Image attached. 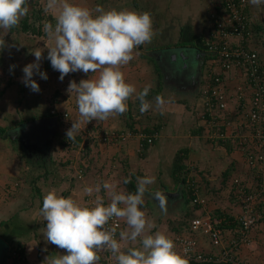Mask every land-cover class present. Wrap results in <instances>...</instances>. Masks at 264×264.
Here are the masks:
<instances>
[{
  "label": "crops",
  "instance_id": "crops-1",
  "mask_svg": "<svg viewBox=\"0 0 264 264\" xmlns=\"http://www.w3.org/2000/svg\"><path fill=\"white\" fill-rule=\"evenodd\" d=\"M82 1L83 4L81 6L94 9V7H96L97 5L101 6L100 2L103 0ZM218 1L219 0H180L175 5L174 3L173 5H168L166 7V11L160 9L156 13L153 7L154 5H159L160 0H116V2L114 3V8L120 5L122 10H134L141 13L145 11L149 12L151 17L154 18V21L152 20L153 33L155 34L156 31L157 33L159 32V35H153L151 42L141 44L137 47L140 52H137V54L135 53V51L133 52L134 59L131 60L127 65H124V70L121 67V70H123L125 74L126 80L129 78V75L132 79H135L137 81L140 79L142 80L140 73L147 70L146 65H149L152 60L157 57L158 53L171 54L174 56L173 58L177 60L179 56V54L177 56V48L183 49L184 51H187L188 49H196L195 51L197 52L195 53V55L198 58L199 67L202 69V74L200 77L201 87L199 88V85L197 84L198 87L196 94L195 91L193 93L187 94L192 95V97H189L191 98V100H189L188 96L185 99H182L181 96L183 95H178L177 89H172L170 92H166L165 97H163L165 100V104L162 108H159L157 110L158 115L154 116L153 114L148 115L146 112L141 113L139 110V99L136 100V103L132 104L130 98L127 101V115L125 117L121 115L119 117H115V119L113 116H111L108 119L103 120V123L106 124L105 127L116 128L118 131H127L132 130V126H135L138 128V130H140L139 127H142V129H153L155 125L162 124V136L159 140H157V143L155 144L142 145L139 137L136 136L135 130L133 131L132 136L128 139L127 142H121L118 144L110 143L108 145L102 143V149L104 150V152H101V156L105 157L107 162H109L110 160L113 161V163L119 162L118 166L123 160V156L129 159V165L132 164V159H135L137 162V166H140L139 168H137L136 172H131V170H129L130 168L124 169V177L120 180V182H117L119 191L126 192V190L124 189L125 179L143 177L146 175L155 177V180L157 178V181L148 186L147 192H149V190L152 191L153 188L158 191L161 189V186H163V184H160V181L162 179L159 177L162 174V168L163 176L165 175L164 169L165 167L167 168V166L164 165V161L162 164L160 162L161 160H163V158L166 157L165 154L168 149L166 148L168 142L165 141L163 137L165 135H168L170 136L168 137L170 138V140L172 138L173 140L177 138L178 145L175 147L173 152H168L170 154H168L167 156H169L170 159H172V161L174 162L175 158L183 155V157L186 159L187 165L192 168L191 175H194V173H196L197 175L202 176L207 180V184H205L201 180L204 183V185L201 184L203 187L202 193L206 197L210 195V205L214 207L212 210H209L208 206H206V209L211 213V215H217L215 219L226 218L224 215L227 212L226 210L228 209L232 208L233 210L231 209V211L233 212L238 210L234 205L236 200L233 194H230V192L232 191V179L230 180L229 187L221 191L223 180V177L221 175L222 172L226 168H230L231 175L233 174L231 178L241 177L250 184L255 183L256 175L255 170L247 165V154L243 151V148H246V146H241L237 141L233 142L230 139L228 140L221 137V134L229 136L237 134L238 139H241L243 136H247L251 132V128L247 124L246 120L238 112V102L235 97H231L228 101L230 109L225 111H217L214 114V118L212 116L208 118L206 117L207 115H203V108L201 106L200 100V102L197 100L198 103L195 109H190V107L193 106V102L196 101L195 99H197V97L199 99L200 91L205 84V80H207L209 59L206 56L207 52H205V50L207 51V41L210 37V15L211 12H213L218 7ZM80 2L81 0L79 1V3ZM84 2L88 3V5H84ZM134 2H136V4H133ZM90 3L96 4L95 6H91ZM145 3H151L153 5H149L150 7H145ZM248 12L251 17L254 31L253 37H251V39L249 40V46L258 51L264 65V41L259 40L261 35L264 39V4L255 6L249 3ZM156 14H159L161 16L159 23ZM165 14L167 16L165 20H163L162 18L165 16ZM52 17L55 19L53 15ZM160 26L162 28H160ZM165 34H167V37L165 36ZM149 52H151L152 54H148ZM47 54L48 53L44 54V57ZM44 61H47V65L51 64L48 58H45ZM177 61L179 62V60ZM182 65H184L183 61ZM16 77L17 83L15 84L20 87L19 93L25 95V98L28 97V95L33 98L31 100H28L27 98V100L25 98H18V100L16 99L15 102L18 103V106L19 104H21V101L24 100H26L25 102L36 101L37 103H39V91L34 92L30 88L25 86V84L22 82L24 75L19 74ZM88 78H92V76H89ZM229 78H232V75H230ZM152 83L155 84V82ZM236 84L237 82L233 79H230L228 81V86L231 87V90L233 91L235 90ZM21 87H23L22 91ZM25 87L27 89L26 91ZM170 87H173V84L169 82V88ZM11 91L14 92L13 88ZM11 91H7L5 88H0V93L3 92L4 95H6V98L11 93ZM132 97H134V94ZM151 98L152 95H148L146 99L151 100ZM7 99L9 101L14 100L10 95ZM184 101H187L191 106L188 107L187 102L185 104ZM39 107H37L35 110L38 111L40 109ZM75 109H73L72 112L69 109H64V112H70L68 113V120L70 118V114L74 117L76 115L79 116L78 109ZM30 110L31 109H28L27 107L21 109L19 113L21 115L20 120L14 119V121H8L3 113L0 115L1 119L3 120V125L1 124L2 120L0 121V127L5 128L8 134V137L1 136L0 141L7 142L9 139H11V133L13 132V130L19 125L23 124L20 122L22 119L28 118V120H31L47 115H52L50 114V110H56V108H50V110L47 109L48 111L45 110L44 114L42 115H35L33 111ZM189 111L191 112L190 115L188 114ZM180 112H183V119H185L186 115H188V117L187 119H185V121L182 120L180 123H177L179 121L177 117L179 116L178 114ZM63 113L61 114L63 115ZM34 116H36V118H34ZM139 116L140 120H137L136 117ZM162 116L164 117V119L162 118ZM110 121L112 122L111 126ZM85 123L86 122H83L82 124ZM175 125L176 130L174 129ZM81 128L83 129L82 126ZM173 140H171V142ZM13 142L18 146L19 150L16 146L13 148L14 144H11L7 146V154L2 149L0 151V264H11V260H9L8 257L9 246L11 245V242H18L27 250V261L25 264H43L48 256L63 255L66 254V250L58 248L56 245L49 243L45 239L44 232L46 231V221L44 220L40 212L42 206L40 198L43 199L49 191L56 190L64 197L71 196L73 199L84 204L86 197L89 196L84 191V189L88 186L87 184H89L88 182L90 181V179L94 178L96 181H99L93 182L95 183V185L100 182L102 185L104 181L108 180L109 176L106 175V177H104L103 174L102 178H100L101 176L98 178V175L93 174V164L91 163L92 161L88 156L89 154H87L91 151L90 148L88 152L87 150H85L82 155L79 156V154L82 152V144H84L82 140V142L78 145V147H76V149L73 148L72 153L74 154L75 158L78 157L77 160H75V158L68 159L66 162V167H64L65 170L66 168H70L69 170H67L66 182L61 181V173L55 172L58 179L57 181L59 182L58 184L60 185V189H56L55 182H53V180L51 181V179H53L52 177H54L55 175L53 174V176L51 177L50 174L49 176L45 174L47 176L42 177L43 171L42 164L40 163L41 160H39L37 163L31 158L34 152H30L29 154H27L23 149V146L17 139H13ZM184 143H186L187 145H185ZM237 144L240 146V148L236 147L238 146ZM51 151L53 154L54 148L52 144ZM25 155H27L28 158ZM11 156L15 157V159H19L21 162H23V165H18V161L14 162L15 164H13V162L11 161L10 163H8ZM48 156H50L51 159V155ZM161 156H163V158ZM43 158L45 159V157ZM50 159L49 157H46L45 164H47V160L50 161ZM166 160L167 159H165V161ZM167 161L169 162V160ZM182 162H184V160ZM86 166L89 168L87 176L82 180H78L75 177V171L79 167ZM11 167L17 169V171L19 172V176L15 178L12 183L9 181ZM46 169L48 168L46 167ZM127 170L129 171V173L127 172ZM172 171L173 169L169 164L168 172L170 175H167L168 172L166 171V176L168 179L165 180V186L170 185V191H177L181 183L183 182L179 179L175 180L173 175H171ZM50 172H52L51 169ZM21 174H25L26 177H21ZM41 178L44 179L43 186L41 184ZM170 180L172 181V183ZM209 180L213 181L211 182ZM50 181L53 183H51ZM67 183H73L75 186L79 187H77L76 190L69 189ZM215 183L217 184L214 185ZM31 185L33 186V193H35V191L39 187L40 191H44L45 193L42 194L39 191V195L31 196L29 200V198H27V193L30 192ZM78 190L84 191L82 192V196ZM101 192H103L101 197L104 199V201L110 202V198L108 197L107 193L103 190H101ZM75 193L78 194V197L75 196ZM224 193L230 194L229 199L227 200V207L224 203L220 202V200L223 199H219L220 196ZM94 195L95 194H93L92 196ZM36 196H40V200L37 202V204L36 199L38 198H36ZM32 197H34L35 200H31ZM20 204L22 205V207H20ZM37 205L38 209L36 210ZM202 211H204L203 208L197 210V212L199 213ZM238 211V213H240V210ZM226 228L228 229V232H230V229H233V233L234 229H236V227H231L230 225H228ZM251 237V243L242 246L239 250V257L245 264H264V220L252 230ZM199 241L200 246H202L203 250H207L210 252L220 251L219 247V250H214L211 247L210 242L203 236L202 233L200 235ZM100 256V260H102L101 253Z\"/></svg>",
  "mask_w": 264,
  "mask_h": 264
},
{
  "label": "clouds",
  "instance_id": "clouds-1",
  "mask_svg": "<svg viewBox=\"0 0 264 264\" xmlns=\"http://www.w3.org/2000/svg\"><path fill=\"white\" fill-rule=\"evenodd\" d=\"M28 2L0 0V29L18 27L29 12ZM249 3L259 6L264 4V0H249ZM44 12L52 14L56 21L55 25L44 22L43 30L52 41L51 46L47 47V58L53 69L61 73L59 79L62 81L66 75L76 71L97 74L79 83L73 80L67 89L71 95H76L81 118L73 120L66 132L67 139L75 142L83 122L106 120L128 110L127 101L137 89L126 82L121 67L134 59V49L151 42L153 21L146 11L105 10L100 5L92 9L71 3L70 0H46ZM5 44V40L0 39V48ZM43 51L39 48L30 50L35 61L23 68L22 82L34 92L40 90V85L32 77L39 73L42 79L48 78L46 72L40 71ZM149 91L150 86H147L138 94L141 113L153 107L152 102L146 99ZM164 104L163 96L157 95L156 107L162 108ZM236 147L240 148L239 145ZM136 180L134 193L118 191L117 183L109 181L86 187L84 191L88 195L97 193L91 206L71 196L64 197L56 190L49 191L40 209L47 222L44 237L49 243L66 250V254L50 255L43 264H98V252L105 249L111 252L117 264H189L168 235L160 231L149 234L153 225L141 206L148 186L155 182V177L146 175ZM129 182V179L124 180L125 184ZM101 188L110 198L107 204L98 195ZM159 199L161 211L166 213V200L163 197ZM119 220L125 222L126 228L119 231L118 240L119 224L109 226V222ZM125 244L130 245L126 251L122 250Z\"/></svg>",
  "mask_w": 264,
  "mask_h": 264
},
{
  "label": "rangeland",
  "instance_id": "rangeland-1",
  "mask_svg": "<svg viewBox=\"0 0 264 264\" xmlns=\"http://www.w3.org/2000/svg\"><path fill=\"white\" fill-rule=\"evenodd\" d=\"M79 1L80 0H70L71 3L82 5L83 1L81 0L80 3H79ZM179 1L180 0H160L159 5H154L153 9L156 13L160 9H163V11H166V7L168 5H173V3L175 5ZM35 2H36V0H34L32 4L28 2L27 6H30V7H28L29 8L28 13L33 14L34 12L39 10V7H42L43 8V14L46 16L45 19L43 20L42 25L44 26V22H46V21L51 22L53 25H55V22H53L49 17L50 13L46 14L44 12V4L46 3V0H37L36 5H35ZM115 2H116V0H103L100 2V4H101V6L104 5L102 7L105 10H110V9L114 8ZM90 4H91V6H93V5L95 6L96 3H94V4L90 3ZM133 4H136V2H134ZM84 5L87 6L88 3L84 2ZM140 5H142V4H140ZM149 5H153V4L145 3V7H147ZM115 9L122 10L120 5H118ZM177 9H179V8H177ZM156 16H157L158 23H159L161 16L159 14H156ZM166 16L167 15L165 14V16L162 19L165 20ZM32 20H33V18H32ZM152 20L154 21V18H152ZM210 20H211V17H210ZM37 24H39V22H37ZM43 26L41 29V33H32L31 30L22 31V29H20L18 31L15 30L13 32H11L10 30L0 29V39L5 40V42H6L5 46L3 48H0V88H5L7 91H9V90L11 91L12 88L14 90V92L11 91V93L9 94L12 97V99H14V101H9L7 99L9 95L6 98V95H4L3 92L0 93V115L3 113L5 115V118L8 119V121L9 120L14 121V119L20 120L21 115L19 113H20L21 109H23L24 105L28 109H31L30 111H33V113L35 115H42V114H44L45 110H47V109L50 110V108H52V109L56 108L57 113H59V112L63 113L64 109H69L71 112L75 108H76L75 110H77L78 108H77V104H76L75 93H73L71 95V93H69L67 91V89L69 88L70 82L75 80L77 83H79L82 79H88L89 76L94 77L97 75L96 73H91V72L84 73L82 71H76V72L69 73L61 81L59 79L61 73L57 70H54L52 65H50V64L47 65V63H46L47 61L46 62L44 61V59L48 57V54L45 57H44V54L48 53L49 50L47 49V47L51 46L52 41H50L47 38V36L43 30ZM20 28H22V27H20ZM160 28H162V27L160 26ZM158 33L156 31L154 36L159 35ZM165 36L167 37V34H165ZM259 40L264 41L262 35H261ZM37 48H39L42 51L44 50L43 51V57L44 58L40 62V68H41L40 71L46 72L48 78L46 80L42 79L40 77L39 73H36L32 77V79L36 80L40 85V90H39L40 95L38 96V98L40 99L39 103H37L36 101L35 102L34 101H32V102L27 101V102H25L26 104H19V106H18V103L15 102V100L16 99L18 100V98H25V95H22L19 93L20 87H18L17 84H12V85L8 86L9 85L8 83L11 80L16 81L17 75H19V74L24 75L23 68L27 64L35 61V56H34V54L30 53V50H34ZM182 50L183 49H180V48L176 49L177 56H178V54H180L178 56V59H177V60H179V62L177 60H175V58H173L174 56L171 54H165V53L159 54L158 53L157 57L154 59L156 61L152 60V62L149 65H146L147 70L142 71L140 73L142 80L140 79L137 81L135 79H132L131 76L129 75V78L126 80V82L133 84L137 89V92L134 94V97H131V103L132 104L137 102L136 100L138 99L137 97H138L139 92H141L145 87H147V86L153 87V88H150V91H149V95H152V98H151V100L149 99V101L152 102L153 107L150 110H148L146 113L148 115L153 114V116L158 115L157 110L159 108H157L155 105V97L157 95H162L163 97H165L166 92H170L172 89L175 90L174 89L175 84L177 86L176 81L180 82V81H182L180 79H188L190 74H193L194 71L195 72L197 71L196 67H198V65H199L198 59H195L194 58L195 56L188 55L184 50L183 51ZM134 51L136 54H137V52L138 53L140 52V50L137 48L134 49ZM148 54H152V53L149 52ZM135 57H137V56H135ZM181 57H183L184 60L186 61V63L188 64L187 67H184L182 65ZM211 63H212L211 60H209V65ZM12 66H15V67L13 68ZM122 68L124 70V65L122 66ZM123 70H121V71H123ZM174 76H177V78H179V79H175V83L172 80V78L173 79L175 78ZM200 76H201V73L199 72V73H197V76L195 77V79L199 81ZM232 76H234V74ZM152 82H155V84H153ZM169 82L171 84H173V87L169 88ZM189 83H190V79H189V81L184 82V84H186V85H188ZM151 85H154V86H151ZM198 85L200 88L201 84L198 83ZM197 87L198 86L195 85L191 89H187L186 91H184L186 86L185 87H178L177 86V92H178V95H183V96H181L182 99H185L187 96H188V98L192 97V95H187V94L193 93L194 91L196 94ZM178 88L182 89L183 91L179 92ZM39 93H36V94H39ZM29 96L30 95H28V97H26L28 100L33 99V98H31V96L30 97ZM26 100H24V101H26ZM189 100H191V98H189ZM37 107L40 108L38 111L35 110ZM18 108H19V110H18ZM127 112H128V110L124 114H115L116 116L115 115H112V116L114 117V119H115V117H119L121 115L125 117L127 115ZM61 113H59V114H61ZM68 113H70V112H68ZM147 114H145V115H147ZM182 114H183V112H180L178 114L179 116L177 115L178 116L177 118L179 120L177 123H180L182 120L185 121V119H187L188 115H186L185 119H183L184 117L182 116ZM188 114L190 115L191 112L189 111ZM61 117H63L62 114H61ZM74 118H76L77 120L80 119L78 115H76L74 117L71 114H70L69 120H68V118L67 119L66 118H59L58 125H60L62 122H65V125L60 127V131L53 138V142H52L53 148L55 146H58V142L60 141V139L63 138V136L66 134L67 130L72 126L73 120H76ZM162 118L164 119L163 116H162ZM136 119L140 120V116L136 117ZM1 120L2 119L0 116V121ZM85 122H86L85 124L81 125L83 127V129L81 128L80 131L95 132L93 130V129H95L94 127L103 128L106 126V124L103 123V120L102 121L101 120H93L91 122H87V121H85ZM110 123H111L110 124V126H111L112 122L110 121ZM1 124L3 125V120L1 122ZM105 128H109V127H105ZM139 128L142 129V127H139ZM174 129L176 130V125H175ZM129 131L132 132V130H129ZM0 134H1L0 137L1 136L2 137H8L7 136L8 135L7 130L5 128L0 127ZM168 137H170V136L165 135L163 137V139H165V141L168 142L167 147H166L168 149H167L166 154H165L166 157L163 158V156H161L163 158V160L160 161L161 164L164 161V165L167 166V168L164 166L165 167V169H164L165 175L164 176H163V168H162V174L159 177L162 179L160 181V184H163V186H161V189L158 190L157 192H159V191L160 192H170V190H171L170 185L165 186L166 185L165 180L168 179L166 176V171L167 172L169 171V164H170L171 168H173V165H172L173 161L167 155L170 154L168 152L174 151L175 147L178 145V142H177L178 139L176 138L173 140V138H172L171 140H173V141L171 142L170 138H168ZM186 143H184V144L187 145ZM11 144L12 145L14 144L13 148L15 146L18 148V146L13 142L12 138L9 139L7 142L0 141V151L2 149L7 154V152H8L7 146L11 145ZM103 144L108 145L110 143L105 142ZM87 145H89L90 149H91V151L87 154H89L88 156L90 157V160L92 161L91 163L93 164V174L98 175L97 176L98 178L100 176H101L100 178H102L103 174H104V177H106V175H108L109 178L107 181L117 183V182H120V180L124 177V175H125L124 169L125 168L126 169L130 168L129 170H131V172L132 171L136 172L137 168L140 167V166H137V162L135 159L134 160L132 159V164L129 165L130 161L125 156H123V158H122L123 160L121 161L119 166H118L119 162L113 163V161H111V160L109 162H107L106 158L101 156V152H104V150L102 149L103 145L98 144L96 141L89 142V143H88V141H85L84 144H82V147H81L82 152L79 154V156L82 155V153L85 150H87ZM92 146H96V147H92ZM58 149L60 151L57 153L52 154V152H51V159H50V156H48L50 161L47 160V168L51 169L52 172L61 173L62 174L61 178H62V180H64L67 177V170L70 169V168L69 169L66 168V170H65V168H64V167H66L65 163L67 162L68 159L75 158V156L72 153L73 152L72 147L62 148L59 146ZM18 150H19V148H18ZM13 152H14V149H13ZM25 156H27V155H25ZM27 158H28V156H27ZM77 158H75V160H77ZM132 158H134V157H132ZM162 158H159V159H162ZM165 159L169 160V162L167 160L165 161ZM10 161L13 162V164H15L14 162L18 161V165H23V162H21L19 159H15V157H13V156H11L9 158L8 163H10ZM178 162H179L178 160L175 161V163H177V164H178ZM111 168H112V170H111ZM58 170H60V171H58ZM127 172L129 173L128 170H127ZM28 173H30V172H28ZM100 173H101V175H100ZM194 174H196V173H194ZM127 175H129V174H127ZM167 175H170L169 172ZM190 175H191V173H190ZM18 176H19V172L17 171V169L11 167L9 181L12 183L15 180V178H17ZM197 176L198 177L196 178V180H202L201 176H199V175H197ZM21 177H26V175L21 174ZM52 180L55 181V176L53 177V179H51V181ZM43 181H44V179L42 178V180H41L42 186H43ZM95 181L96 180L94 178L90 179V181L88 182L89 184H87L88 185L87 187H89V186L94 187L95 183H93V182H95ZM155 181H157V178ZM209 181L212 182L213 180H209ZM64 182H66V180ZM96 182H99V181H96ZM51 183H53V182H51ZM171 183H172V181H171ZM217 183H215L214 185H216ZM100 184H101V182H100ZM182 184L183 183H181L180 188L182 190H185L184 189L185 187ZM203 185H204V183H203ZM67 186L69 189H73V190H76L77 187H79V186H75L73 183H71V184L67 183ZM56 189H59V186L56 187ZM124 189L126 190V185H124ZM101 190L106 192L103 188H101ZM117 190L119 191L118 188H117ZM182 190H181V193L178 194V197L174 198L172 201H167L166 197H163L166 200V208H167L166 213L161 211L160 199H157L156 197H154L151 194L152 192L156 193V190L154 188L152 189V192H151V190H149V192L145 193L144 204L141 207H142V210L145 211L147 218L150 220V222L153 225L149 234H154L155 232L160 231V232H163L172 238H174L176 236V233L170 227L171 226L170 223L175 224L176 222L178 223L179 221H182L181 214H183L185 212L184 211L185 208H188V206L186 205L183 210L180 209L182 207L183 202H184L183 201L184 192ZM78 191L82 196V192H84V191H82V190H78ZM44 193L45 192L42 191V194H44ZM100 193L98 195L102 196L103 192L100 191ZM27 194H28L27 198H29V200H30L31 196L39 195V190L37 189L35 191V193H33V186L31 185V190ZM93 194H95L93 197H96L97 193L94 192ZM92 195H89L88 197H91ZM75 196L78 197V194L75 193ZM208 196L205 197V199L207 198L206 200L208 201V209L212 210L214 206L212 207V205H210L211 199H210V195H208ZM229 196H230L229 193H224L219 198V199H223V200H220V202L224 203L226 207L228 205L227 200L229 199ZM39 197L40 196H36V198H38V199H36V204L41 199V198L39 199ZM31 200H35V198L32 197ZM20 207H22L21 204H20ZM37 209H38V205L36 207V210ZM235 212H237V211H235ZM212 216H213V214H212ZM218 220H220V219L218 218L217 221ZM122 228L123 229L126 228V224L124 221H122ZM128 246H130V245L125 244L124 247L122 248V250L126 251ZM137 246H139L138 243H137ZM106 253H107V251L103 252V254H102L103 259H104V256ZM106 258H108V257H106ZM247 264H250V263H247Z\"/></svg>",
  "mask_w": 264,
  "mask_h": 264
},
{
  "label": "built area",
  "instance_id": "built-area-1",
  "mask_svg": "<svg viewBox=\"0 0 264 264\" xmlns=\"http://www.w3.org/2000/svg\"><path fill=\"white\" fill-rule=\"evenodd\" d=\"M249 0H219L218 7L211 12V30L207 41V51L213 54L211 64L207 71V80L203 86L204 108L209 116L214 118V114L219 110L229 107L228 101L235 97L238 102V109L241 116L246 120L251 128L250 134L238 139V135L221 134L222 138L238 142L247 154V165L255 170V183L243 186L241 179H236L238 199L234 205L240 210L236 229H228L225 225L235 223L236 220L221 218L217 221L206 209L207 200L196 198L195 203H199L204 209L205 216L192 221V228L195 231L203 230L212 239L213 245L219 247L216 254H205L200 250L198 239L187 233H182L174 238L176 250L186 256L187 259L195 261H215L230 262L232 264H245L239 257V250L242 246L248 245L252 241V230L264 220V65L256 49L249 46V40L253 37L254 31L251 17L248 12ZM226 74L233 75L237 82L235 90L228 86ZM53 116H60L56 110H52ZM68 112L63 113L67 118ZM133 131H118L116 128L103 132L86 131L83 134V142L96 141L98 144L111 143L118 144L127 142ZM141 144L144 142L153 144L160 133L155 131H136ZM70 147L76 149L78 145L70 142ZM240 147V146H239ZM87 167V166H86ZM86 167H79L75 171V177L82 180L87 176ZM193 193H197L194 190ZM95 197H87L84 204L91 206ZM107 204L108 201H105ZM119 224L117 229V239L122 228V220L110 221L109 226ZM221 225V226H219ZM107 253L104 259L98 264H117L115 257L108 250H101ZM108 257V258H106ZM15 264H25L22 256L18 257Z\"/></svg>",
  "mask_w": 264,
  "mask_h": 264
},
{
  "label": "trees",
  "instance_id": "trees-1",
  "mask_svg": "<svg viewBox=\"0 0 264 264\" xmlns=\"http://www.w3.org/2000/svg\"><path fill=\"white\" fill-rule=\"evenodd\" d=\"M36 4H37V0L35 2V5ZM27 7H30V6H27ZM45 17L46 16L43 14V8L42 7H39V10L38 11L34 12L33 14H29L28 13L26 17H24V18L21 19V22H20L19 26L10 29V31L13 32L15 30L18 31V30L22 29V31H29V30H31L32 33H41V29H42V26H43L42 24H43V20L45 19ZM49 17H50V19L53 22H55V19L52 17V15H50ZM210 17H211V15H210ZM32 18H33V20H32ZM37 22H39V24H37ZM20 27H22V28H20ZM205 52H207V55H206L207 58L209 60H211L212 57H213V54L209 53L206 50H205ZM229 76L230 75L226 74L227 81H229V79H228ZM15 83H17V81L11 80L8 83L9 84L8 86H10L12 84H15ZM22 90H23V87H21V91ZM26 90L27 89L25 87V91ZM202 92H203V87H202V90L200 91V94H199L200 97H199V99H198V97H197V99H195L196 101L193 102V104H192L193 106H191L190 104H188L187 101H184V102H185V104L187 102V106L188 107L191 106L190 109H195L196 106H197V103H198L197 100L198 101L200 100L201 101V106L203 108V115L204 116L207 115L206 117L209 118L210 117L209 116V113L207 111H205V108H204V105H203L204 104V94ZM228 97H232V96L229 95ZM12 101H14V100H12ZM21 104H26V103H25V101H21ZM24 107H25V105H24ZM228 109H230V107L224 109V111L225 110H228ZM238 112H239V110H238ZM34 118H36V116H34ZM27 120H28V118H25V119H22L20 122L21 123H24ZM60 125L61 126H64L65 125V122H62ZM94 128L95 129H93V130L95 132H100V133L103 132V131H107L108 130V128H96V127H94ZM131 129H132V131H135V130L138 131V128L135 127V126H132ZM142 130L143 131H146V132L155 131V133H160L159 138H156L154 140L153 144L157 143V140H159L160 137L162 136V132H161L162 131V124L155 125L153 129L147 128V129H142ZM82 140H83V133L81 131H79L78 134L76 135V140H75L76 145H79L82 142ZM70 142L71 141H69L67 139L66 134H65L63 136V138L60 139V141L58 142V146H55L54 147L53 153H57V152L60 151L58 149L59 146L62 147V148H64V147H70ZM144 143H145V145L146 144L149 145L147 142H144ZM89 148L90 147L87 145V152L89 151ZM175 159L178 160L179 162L177 164V163H175L176 160H174V162L172 164L173 165V168H172L173 171L171 172V175H173V177L175 178V180L176 179L177 180L179 179L180 181H182L183 182V186L185 187L184 188L185 190H182L184 192V199H183L184 202H183L182 207L180 209L183 210L186 205L188 206V208H185L184 209L185 212L183 214H181L182 221H179L178 223L176 222L175 224H173V223L171 224L170 223V225H171L170 227L176 233V236L179 235V234H182V233H187V234H189L191 236L196 237L198 239V241H199L200 235L202 233L203 236L210 242L211 247L214 250H219L218 247H215L213 245L212 239L210 238V236L207 233H205L203 230L195 231L192 228V221L194 219L202 218L203 216H205L204 211H202L200 213L197 212V210L202 209V207H201V205L199 203H195L194 200L196 198H199V197L205 199L206 196L202 193L203 187H202L201 184H203V182L205 184H207L208 182L202 176L201 177H202V181L203 182L201 180H196V178L198 177L197 174L190 175L192 168L187 165V163L185 161L186 159L183 157V155H181V156H179V157H177ZM40 160H41L40 163L42 164V171H43L42 172V174H43L42 177L46 176L45 174H48V176L50 174V176L52 177L53 174H54L55 175V181H53V182H55V186L56 187L59 186V189H60V185L57 184L59 182L57 181L58 179L56 177L57 175L55 174V172L53 173V172H50V169H46V167H47V164H45L46 157H45V159L44 158H42V159L40 158ZM183 160H184V162H182ZM86 170L88 171L89 168L86 167ZM199 174H200V172H199ZM221 175L223 177L221 191L223 189L225 190L227 187H229L230 180L232 179V185H231L232 191L230 192V194H233L235 200L238 199V194H239L237 192L236 179H241L243 181V183H244L243 186L245 188H247V186L245 184H247V185L250 184L249 182H247L246 180L242 179L241 177L231 178L233 176V174L231 175V169L230 168H226L222 172ZM127 179H129L130 182L127 183V184H125L126 185V192L127 193H134L136 191L137 180H136V178H127ZM65 180H67V177L64 180H62V178H61V181H65ZM37 189L40 191V187L37 188ZM194 190H197V193H193ZM40 192L42 193V191H40ZM41 202H42V206H43V199L42 198H41ZM207 203H208V201H207ZM42 206H41V208H42ZM231 209L226 210L227 211L226 212L227 214L225 213L224 216L226 217V219L228 221L229 220H233V219L236 220L235 223L230 224L231 227H236L237 226V222H238V216L240 215V213H238L239 212L238 211L239 209L237 210V212H233V211H231ZM212 217L215 219L217 217V215H214L213 214ZM46 224H47V222H46ZM219 226H221V225H219ZM227 226L228 225H225L224 227H227ZM199 243H200V241H199ZM10 244L11 245L9 246V254H8V257H9V260H11V264H15L18 261V257L19 256H22L25 259V263H26V261H27V250L25 249V247L23 245H20L18 242L17 243L11 242ZM200 250L203 253H205V254H213V255H216L219 252V251H215V252L212 251V252H210V251H207V250H203L202 249V246H200ZM98 255L100 256V252H98ZM188 261H189V264H232L230 262H224V261L223 262H215V261H195L194 259H188Z\"/></svg>",
  "mask_w": 264,
  "mask_h": 264
},
{
  "label": "water",
  "instance_id": "water-1",
  "mask_svg": "<svg viewBox=\"0 0 264 264\" xmlns=\"http://www.w3.org/2000/svg\"><path fill=\"white\" fill-rule=\"evenodd\" d=\"M29 3L32 4L33 0H29ZM195 50L196 49H188L185 52H187L188 55L195 56L194 57L195 59H198L197 56L195 55V53L197 52ZM181 60L184 63L183 66L187 67L188 64L186 63L183 57H181ZM196 70H197L196 72L194 71L193 74H190L188 79H180L182 80L180 82L176 81L177 86L178 87L186 86V88L184 89V91H186L187 89H191L193 86L200 83L201 76L199 77V81L196 80L195 77L199 72L202 74V69L200 67L199 68L196 67ZM174 77L175 78L174 79L172 78V80L175 83V79H179V78H177V76ZM189 79H190V83L188 85L184 84V82L189 81ZM177 86L175 84V88H174L175 90L177 89ZM178 89L179 92L183 91L180 88ZM58 121H59L58 116H50V115L28 120L13 130V132L11 133V138L17 139L27 150L29 147L31 148V143H37L39 145L40 150L47 151L49 145H51L53 142V138L60 131L61 125H58ZM51 152L52 151L50 147L48 155H51ZM181 190L182 189L179 187L177 191H170V192L156 191V193L155 192L153 193L151 191L152 193L151 192L150 193L157 199H159L160 197H166L167 201H172L174 198L178 197V194L181 193Z\"/></svg>",
  "mask_w": 264,
  "mask_h": 264
},
{
  "label": "flooded vegetation",
  "instance_id": "flooded-vegetation-1",
  "mask_svg": "<svg viewBox=\"0 0 264 264\" xmlns=\"http://www.w3.org/2000/svg\"><path fill=\"white\" fill-rule=\"evenodd\" d=\"M34 1V0H33ZM198 64H199V61H198ZM198 95V94H197ZM52 110H50V114ZM49 114V113H47ZM21 144V143H20ZM22 145V144H21ZM23 146V145H22ZM51 145H49V148L47 149V151H42L39 149V145L37 143H31V148L29 147L28 150L24 148L23 146V149L26 151L27 154H29L30 152H34V154L32 155V159L35 161V162H38L40 159H39V156L40 158L42 159L43 157H47L48 155V152H49V149H50ZM31 149V150H30ZM30 150V151H29Z\"/></svg>",
  "mask_w": 264,
  "mask_h": 264
}]
</instances>
